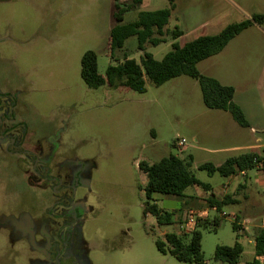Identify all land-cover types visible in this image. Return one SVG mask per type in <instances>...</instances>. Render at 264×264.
<instances>
[{"label": "rangeland", "instance_id": "obj_1", "mask_svg": "<svg viewBox=\"0 0 264 264\" xmlns=\"http://www.w3.org/2000/svg\"><path fill=\"white\" fill-rule=\"evenodd\" d=\"M173 3L167 28L179 27L185 37L167 36L158 45L147 44L146 51L156 59H162L174 42L217 34L230 23L264 13V0ZM171 4L144 0L125 14L124 22L134 20L141 10ZM113 12L114 0H0V89L16 94L17 119L25 123L29 137L43 144L54 141L59 154L85 164L86 181L76 196L86 206L82 236L89 264H222L215 259L217 246L236 242L243 246L238 264L253 261L255 230L264 218V191L257 194V187H240L231 194L237 202L220 211L210 209L207 198H201L209 190L202 185L188 187L183 196L158 193L150 202L175 213L174 223L159 225L155 216L144 213L147 176L139 163H153L170 154L191 155V169L203 183L218 191L228 180L199 165L221 163L235 153L212 149L255 143L258 136L264 139V24H253L221 52L198 63L202 74L234 86L233 100L246 107V118L256 128L252 132L229 111L207 107L199 81L188 75L160 86L148 83L142 93L108 84L89 87L81 76L82 57L88 50L97 53L103 75L109 65L126 57L141 62L143 51L135 35L111 56ZM181 138L187 140L182 152L176 145ZM31 175L28 163L22 167L0 150V218L20 210L36 213L51 205L52 191L31 185ZM246 193L261 200L248 210ZM206 208L210 223L199 227L203 263L180 261L167 246L166 253L158 249L157 239L167 244V232H180L188 210ZM236 214L237 222L248 230L233 227ZM8 227L0 229V264L46 263L26 239H15Z\"/></svg>", "mask_w": 264, "mask_h": 264}, {"label": "trees", "instance_id": "obj_2", "mask_svg": "<svg viewBox=\"0 0 264 264\" xmlns=\"http://www.w3.org/2000/svg\"><path fill=\"white\" fill-rule=\"evenodd\" d=\"M143 0H114L113 16L116 24L112 27L109 46L111 56L114 52L123 48L125 40L135 35L138 39V47L143 51L141 62L126 57L123 61L111 64L105 75L98 71V57L94 50L84 53L81 61V76L85 83L91 88H98L104 84L111 87H128L137 92H145L147 84L151 83L160 86L170 79L181 75H188L199 81L204 102L211 109L229 111L233 118L243 127H249L250 123L241 106L234 102L235 88L226 85L218 79L202 74L198 69V63L212 55L221 52L229 42L253 24H264V13H254L251 17L240 22H233L226 25L217 34H206L197 36L183 44L174 42L172 49L162 59H156L152 53L146 51V45H158L167 40V36L174 39L179 38L184 32L179 28L167 29L172 9L175 8L173 0H169L171 6L157 10H142L135 20L124 22L125 14L132 11ZM193 157H180L175 154L163 157L159 161L149 163L141 161L140 169L146 174L145 194L147 197L144 206V213L155 216L159 225L172 224L175 221V213L163 210L156 202L150 200L155 194H167L183 196L185 190L194 185H202L206 189L210 186L203 183L192 171ZM259 165L264 168V148L259 152L249 149L242 150L228 157L219 166L211 162L199 165L209 174L219 173L224 177L235 175L242 170H251ZM210 206L216 205L217 210L223 206L236 202L231 195L217 198L214 195L209 197ZM236 216L233 227L240 230ZM219 219L215 218L214 223ZM210 219L207 217L198 223L196 229L187 234L167 232L166 242L157 239L158 249L163 253L169 251L180 261L189 263H203L204 253L201 240V226H207ZM255 258L247 264H264V228L259 227L254 234ZM243 252L241 243L236 242L233 246L218 245L215 251V259L222 264H238L239 257ZM259 257H263V262Z\"/></svg>", "mask_w": 264, "mask_h": 264}, {"label": "flooded vegetation", "instance_id": "obj_3", "mask_svg": "<svg viewBox=\"0 0 264 264\" xmlns=\"http://www.w3.org/2000/svg\"><path fill=\"white\" fill-rule=\"evenodd\" d=\"M17 102L14 92L0 89V150L22 167L28 163L29 183L51 190L54 200L43 211L20 210L1 216L0 229L9 225L11 235L26 239L45 264H89L82 236L86 206L76 196L86 181L85 164L59 154L54 141L43 144L29 137L25 123L17 119Z\"/></svg>", "mask_w": 264, "mask_h": 264}, {"label": "crops", "instance_id": "obj_4", "mask_svg": "<svg viewBox=\"0 0 264 264\" xmlns=\"http://www.w3.org/2000/svg\"><path fill=\"white\" fill-rule=\"evenodd\" d=\"M143 3H144V0L141 4H143ZM159 9H161V8H159ZM148 10H150V9H148ZM154 10H157V9H154ZM137 16H138V14H137ZM166 28H167V26H166ZM167 29H169V28H167ZM184 37H185V33L182 36H180L179 38L183 39ZM180 44H183V43H180ZM237 104H239L241 106L245 115L247 116L246 107L243 105V103L240 101H237ZM248 120L250 121V119H248ZM253 124L254 123L252 121H250V128H251L252 132L256 131V128L254 127ZM263 148H264V139L261 136H258L255 138V143H251V144H247V145H233V146H229V147L222 148V149H212L211 151L216 152L218 150H224V151H228V152H235L234 154H236L239 151L249 150V149L257 150L260 152ZM234 154H231L228 157H230ZM228 157L223 159V161L221 163H213V162H211V163L215 164L216 166H219L222 163H224ZM252 171H253V173H252ZM227 179L228 180L225 183H222V186L219 188L218 191L211 184H208L210 186V189L207 191L212 192L215 197L219 196L221 198H223L226 195H231L240 187L245 188L247 190L251 189L252 187H257V189H258L257 194H260L262 191H264V168L260 167L259 165H257V167H255L249 171H247V170L239 171L235 175H231V176L227 177ZM234 181H235V183H234ZM194 186H197V185H194ZM195 189H197V188H195ZM207 191H206V193H207ZM201 194H202L201 198L204 199V197H206L205 194L204 193H201ZM232 197L234 198V196H232ZM244 197L248 198V201L245 203V207L247 210H248V206L249 207H255L259 203L258 201H261L260 198L256 197V195L254 196V194H251V196H250L248 193H246ZM235 200L237 202V199H235ZM236 216H238V214H236ZM261 223H262V221H261ZM261 223L258 225L257 228L261 227ZM255 232H256V230H255ZM259 259L261 262H263V257H259Z\"/></svg>", "mask_w": 264, "mask_h": 264}, {"label": "built area", "instance_id": "obj_5", "mask_svg": "<svg viewBox=\"0 0 264 264\" xmlns=\"http://www.w3.org/2000/svg\"><path fill=\"white\" fill-rule=\"evenodd\" d=\"M176 145L180 152L184 151L187 148L186 138L179 139ZM213 195L214 194L212 192L207 191L206 198L208 199L209 197ZM210 209L217 210V207L216 205H212L210 206ZM210 209L206 208V209H201V210H197V209L188 210L183 222L181 223L182 224L181 230L178 234H187V233L193 232L196 229L198 223L209 216ZM261 227L264 228V218L262 219ZM240 230L241 231L248 230V226L243 223L240 226Z\"/></svg>", "mask_w": 264, "mask_h": 264}]
</instances>
